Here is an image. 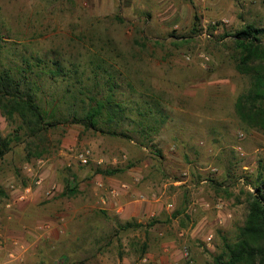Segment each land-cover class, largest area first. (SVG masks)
<instances>
[{"label": "rangeland", "instance_id": "1", "mask_svg": "<svg viewBox=\"0 0 264 264\" xmlns=\"http://www.w3.org/2000/svg\"><path fill=\"white\" fill-rule=\"evenodd\" d=\"M246 24L264 27V0H0V71L61 119L33 136L0 110V264H213L264 177V134L234 109ZM90 95L128 137L72 122Z\"/></svg>", "mask_w": 264, "mask_h": 264}, {"label": "trees", "instance_id": "2", "mask_svg": "<svg viewBox=\"0 0 264 264\" xmlns=\"http://www.w3.org/2000/svg\"><path fill=\"white\" fill-rule=\"evenodd\" d=\"M263 34L264 27L246 24L236 30L232 36L241 51L237 58L236 69L248 79L247 88L235 99L234 109L245 127L264 134ZM55 65L56 67L50 70L51 74H61L63 68L57 62ZM65 74L67 73L63 72V76ZM88 100L90 104L84 116L78 119L73 116L72 122H80L84 127L95 131L128 137V133L125 131L119 132L116 129L104 128L100 125V120L104 115L110 122L116 116L115 111H110V108L105 110V104L111 102V96L90 95ZM115 105L119 108L118 104ZM0 110L7 117L17 114L33 136L54 127L61 121V119L50 116V112L43 109L36 101L31 87L22 88L19 80L8 70L0 71ZM9 148V139L0 135V159ZM116 171V169L99 170L105 174H112ZM253 188V191L247 194L248 211L236 239L231 242H223L221 250L213 256V264H264V177L261 174L256 177ZM75 192V189H69L66 186L63 191L64 195ZM6 196V191L0 187V198ZM131 225L126 222L123 228Z\"/></svg>", "mask_w": 264, "mask_h": 264}, {"label": "built area", "instance_id": "3", "mask_svg": "<svg viewBox=\"0 0 264 264\" xmlns=\"http://www.w3.org/2000/svg\"><path fill=\"white\" fill-rule=\"evenodd\" d=\"M237 149H239V148H237ZM79 158L81 159L82 162L86 163L87 160H88V152H85V153L81 152V153L79 154ZM42 180H43V179H42V177H41L40 175H36V178H35V180H34V183L39 185V184H41ZM31 190H32V186H31V185H26V186H24V187L22 188L21 193L19 194L18 198H19L20 200H24V199H26L27 196L30 194ZM50 193H51V192H50L49 190L46 191V195H47V196H48ZM208 238H210V237H208Z\"/></svg>", "mask_w": 264, "mask_h": 264}, {"label": "crops", "instance_id": "4", "mask_svg": "<svg viewBox=\"0 0 264 264\" xmlns=\"http://www.w3.org/2000/svg\"><path fill=\"white\" fill-rule=\"evenodd\" d=\"M41 176V175H40ZM43 178V177H42ZM42 183V182H41ZM14 191H16V190H14ZM117 192V191H116ZM12 194H14L15 195V192H13ZM38 196L39 195H33V197H31V199H37L38 198ZM29 197V195L27 196V198ZM37 197V198H36ZM43 197H45V198H50V194L47 196L46 195V193H44L43 194ZM26 198V199H27ZM18 200V198H17V196L15 197V199H13V201L11 202V200L6 204V207L8 208V207H11L9 210H8V212H10L11 214L13 213L14 214V216H17V215H19V214H21V212L23 211V209L22 208H24L23 207V204L24 203H21V202H18L17 201ZM17 202V203H16ZM16 203V204H15ZM122 207V210H124L123 209V206H121ZM10 216V215H9Z\"/></svg>", "mask_w": 264, "mask_h": 264}]
</instances>
